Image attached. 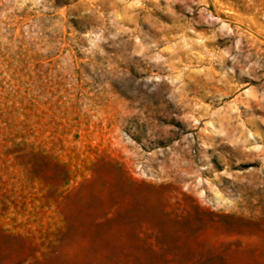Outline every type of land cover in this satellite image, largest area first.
<instances>
[{
    "label": "rangeland",
    "instance_id": "374dc122",
    "mask_svg": "<svg viewBox=\"0 0 264 264\" xmlns=\"http://www.w3.org/2000/svg\"><path fill=\"white\" fill-rule=\"evenodd\" d=\"M0 264H264V0H0Z\"/></svg>",
    "mask_w": 264,
    "mask_h": 264
}]
</instances>
